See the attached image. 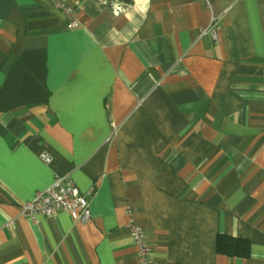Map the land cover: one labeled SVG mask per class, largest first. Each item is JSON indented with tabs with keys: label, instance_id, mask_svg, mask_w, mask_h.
I'll use <instances>...</instances> for the list:
<instances>
[{
	"label": "crops",
	"instance_id": "0c3cea01",
	"mask_svg": "<svg viewBox=\"0 0 264 264\" xmlns=\"http://www.w3.org/2000/svg\"><path fill=\"white\" fill-rule=\"evenodd\" d=\"M64 2L0 0V264H140L129 224L155 264H264V0ZM57 176L90 221L20 215Z\"/></svg>",
	"mask_w": 264,
	"mask_h": 264
},
{
	"label": "built area",
	"instance_id": "2783aa9c",
	"mask_svg": "<svg viewBox=\"0 0 264 264\" xmlns=\"http://www.w3.org/2000/svg\"><path fill=\"white\" fill-rule=\"evenodd\" d=\"M50 6L61 11L68 30L79 26L74 5H66L64 0H46ZM205 4L207 0H201ZM115 14L123 11V6L113 5ZM39 160L44 165L52 162L51 156L42 152ZM66 213L73 221L86 223L91 219L89 198L87 193L81 192L67 177L57 176L53 179L51 187L36 192L32 199L21 208L20 215L36 224L42 225L45 220ZM128 231L136 248V257L140 264H155L150 257V247L144 241L143 233L133 224L128 225Z\"/></svg>",
	"mask_w": 264,
	"mask_h": 264
},
{
	"label": "trees",
	"instance_id": "16d2710c",
	"mask_svg": "<svg viewBox=\"0 0 264 264\" xmlns=\"http://www.w3.org/2000/svg\"><path fill=\"white\" fill-rule=\"evenodd\" d=\"M216 250L223 255L243 257L249 252V244L247 241L241 239L218 236Z\"/></svg>",
	"mask_w": 264,
	"mask_h": 264
},
{
	"label": "clouds",
	"instance_id": "9594fccd",
	"mask_svg": "<svg viewBox=\"0 0 264 264\" xmlns=\"http://www.w3.org/2000/svg\"><path fill=\"white\" fill-rule=\"evenodd\" d=\"M145 2H147V0H145Z\"/></svg>",
	"mask_w": 264,
	"mask_h": 264
}]
</instances>
